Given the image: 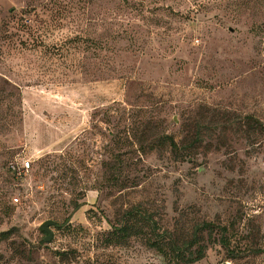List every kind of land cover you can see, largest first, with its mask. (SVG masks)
<instances>
[{
  "label": "rangeland",
  "instance_id": "374dc122",
  "mask_svg": "<svg viewBox=\"0 0 264 264\" xmlns=\"http://www.w3.org/2000/svg\"><path fill=\"white\" fill-rule=\"evenodd\" d=\"M203 222L189 264H264V0H0V264H182L146 239Z\"/></svg>",
  "mask_w": 264,
  "mask_h": 264
},
{
  "label": "trees",
  "instance_id": "16d2710c",
  "mask_svg": "<svg viewBox=\"0 0 264 264\" xmlns=\"http://www.w3.org/2000/svg\"><path fill=\"white\" fill-rule=\"evenodd\" d=\"M200 132H196V136L193 141L197 142L199 140ZM164 140L168 141L169 145L176 147V143L173 141V138L169 135L164 136ZM8 169V166H7ZM10 172V170L8 169ZM12 177L14 175L10 172ZM15 178V177H14ZM77 205V204H76ZM134 216V215H133ZM150 223L153 222V218H146ZM134 221L128 220L127 222H123L121 224L112 225V230L109 232L111 235V239H119L121 241H124L131 235L136 234L134 232V227L132 225ZM213 224L211 222H203L202 224L195 226L193 237L190 239V241L186 244H184L182 247H170L169 250H166L163 245L159 242L157 238L146 239L147 245L155 248L157 251L161 252L169 262L173 263H182V264H189L193 263L195 261H198L204 257V250H205V244L202 243V240L200 236L198 235L199 231L202 230H212ZM150 232L155 234V228L154 225L150 224ZM7 232H1V235H6ZM194 248V249H192Z\"/></svg>",
  "mask_w": 264,
  "mask_h": 264
},
{
  "label": "built area",
  "instance_id": "2783aa9c",
  "mask_svg": "<svg viewBox=\"0 0 264 264\" xmlns=\"http://www.w3.org/2000/svg\"><path fill=\"white\" fill-rule=\"evenodd\" d=\"M30 161L27 159L21 160L20 162L17 160H11L8 163V169L14 175L16 179L25 178L30 171ZM15 201L18 200L17 197L14 198Z\"/></svg>",
  "mask_w": 264,
  "mask_h": 264
},
{
  "label": "water",
  "instance_id": "95a60500",
  "mask_svg": "<svg viewBox=\"0 0 264 264\" xmlns=\"http://www.w3.org/2000/svg\"><path fill=\"white\" fill-rule=\"evenodd\" d=\"M54 225H57V224H56L55 220H53V219H46L40 223L39 229L41 231L46 232V236L44 238L45 241H49V239L51 237V233H52L50 227L54 226Z\"/></svg>",
  "mask_w": 264,
  "mask_h": 264
}]
</instances>
